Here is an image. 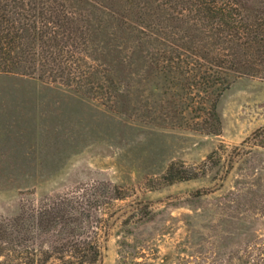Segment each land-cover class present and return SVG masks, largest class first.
Segmentation results:
<instances>
[{"label": "rangeland", "instance_id": "1", "mask_svg": "<svg viewBox=\"0 0 264 264\" xmlns=\"http://www.w3.org/2000/svg\"><path fill=\"white\" fill-rule=\"evenodd\" d=\"M117 76L127 96L110 102L0 73V219L112 184L121 198L100 210L98 264H264V76L224 92L219 134L191 77L140 62ZM172 164L196 178L166 185Z\"/></svg>", "mask_w": 264, "mask_h": 264}, {"label": "trees", "instance_id": "2", "mask_svg": "<svg viewBox=\"0 0 264 264\" xmlns=\"http://www.w3.org/2000/svg\"><path fill=\"white\" fill-rule=\"evenodd\" d=\"M133 62L191 77L189 86L209 96L210 133L219 134L224 92L236 78L264 76V0H0V73L108 93L111 102L127 96L117 74ZM163 178L172 185L196 177L172 164ZM99 191L53 194L0 219L2 264L54 256L98 264L100 210L121 198L112 184Z\"/></svg>", "mask_w": 264, "mask_h": 264}]
</instances>
